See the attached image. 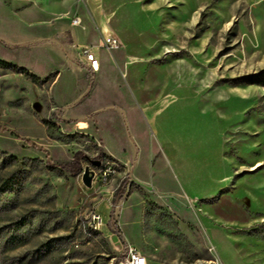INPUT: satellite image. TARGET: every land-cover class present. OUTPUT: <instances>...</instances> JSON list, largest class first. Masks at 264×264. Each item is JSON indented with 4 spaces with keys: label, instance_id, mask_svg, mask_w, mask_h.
<instances>
[{
    "label": "rangeland",
    "instance_id": "obj_1",
    "mask_svg": "<svg viewBox=\"0 0 264 264\" xmlns=\"http://www.w3.org/2000/svg\"><path fill=\"white\" fill-rule=\"evenodd\" d=\"M64 1L90 21L91 0ZM104 5L124 48L95 40L114 59L88 74L80 122L55 99L82 80L33 47L0 50L41 78L0 65V264H118L130 245L151 262L264 264V0ZM78 151L102 160L73 166Z\"/></svg>",
    "mask_w": 264,
    "mask_h": 264
},
{
    "label": "crops",
    "instance_id": "obj_2",
    "mask_svg": "<svg viewBox=\"0 0 264 264\" xmlns=\"http://www.w3.org/2000/svg\"><path fill=\"white\" fill-rule=\"evenodd\" d=\"M90 4L88 3L90 21L82 17V24L75 25L72 23L74 2L65 6L64 0H0V50L33 47L40 58L60 62L61 67L71 73L76 81L82 80L80 86L76 87L75 96L70 95L64 102L55 99L63 118L72 122H80L90 117L77 114L72 108L74 102L89 95L88 74L97 76L114 59L110 55L112 53L103 51L100 58L97 56L100 60L99 70L92 73L89 62L82 54L83 46L95 47V40L103 34L114 33L120 36L113 26L114 14L105 7V0H91ZM29 11L35 13L34 19L26 17ZM56 72L55 86L61 79L60 71ZM135 153L136 148L132 146L128 159L133 158ZM149 261L151 264H168L163 261L151 262L150 258Z\"/></svg>",
    "mask_w": 264,
    "mask_h": 264
},
{
    "label": "built area",
    "instance_id": "obj_3",
    "mask_svg": "<svg viewBox=\"0 0 264 264\" xmlns=\"http://www.w3.org/2000/svg\"><path fill=\"white\" fill-rule=\"evenodd\" d=\"M72 23L75 25L82 24V19L80 17H74L72 19ZM96 46L106 49L107 51H118L124 48V43L121 40V38L114 33L110 34H103L101 35L99 42L96 44ZM93 45H86L82 48V54L85 56L86 60L89 62L90 68L92 73H95L99 70L100 67V61L97 58L96 54L93 51ZM116 167L109 165L106 167L103 172L101 173L102 178L107 180L109 177H112L114 174H116ZM96 176L94 174L95 179ZM110 200V199H109ZM110 204L113 208H117V204L114 205L113 202L110 200ZM103 226V219L101 215L97 211L92 212V223L91 227L93 230L101 231ZM214 264H220V262L213 260ZM118 264H151L149 261V258L146 256V254L142 253L140 250H138L135 246L130 245L127 247V253L124 257L120 258L118 260Z\"/></svg>",
    "mask_w": 264,
    "mask_h": 264
},
{
    "label": "trees",
    "instance_id": "obj_4",
    "mask_svg": "<svg viewBox=\"0 0 264 264\" xmlns=\"http://www.w3.org/2000/svg\"><path fill=\"white\" fill-rule=\"evenodd\" d=\"M0 65L2 67H5V68H9V69H12L13 71H17V72H20L24 75H26L29 79H31L34 83H39L41 81V78L33 73L30 69H28L27 67H24V66H20L18 64H15V63H12V62H9V61H6V60H3V59H0ZM54 76V75H52ZM44 123L47 124L48 127H52V126H55L54 123L50 120H47L45 119L44 120ZM75 157L76 159L71 163L73 164V166H80V161L83 159V158H87L90 162L96 164V165H99L100 161L102 160V156L98 155V157H96L95 159L87 156L86 154H84V152L82 151H78L76 154H75ZM11 182H13V180L11 178H8L7 180L3 181V184L6 186H9L11 184ZM113 230V233H115L119 238L120 240L123 242V243H126L125 239H124V236L122 234V231L120 230V228H115V227H112L111 228Z\"/></svg>",
    "mask_w": 264,
    "mask_h": 264
},
{
    "label": "water",
    "instance_id": "obj_5",
    "mask_svg": "<svg viewBox=\"0 0 264 264\" xmlns=\"http://www.w3.org/2000/svg\"><path fill=\"white\" fill-rule=\"evenodd\" d=\"M94 174L89 171H85L84 173V182L87 186H92Z\"/></svg>",
    "mask_w": 264,
    "mask_h": 264
}]
</instances>
